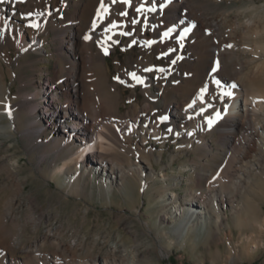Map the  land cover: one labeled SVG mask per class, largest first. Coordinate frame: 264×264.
Segmentation results:
<instances>
[{
    "label": "rangeland",
    "instance_id": "1",
    "mask_svg": "<svg viewBox=\"0 0 264 264\" xmlns=\"http://www.w3.org/2000/svg\"><path fill=\"white\" fill-rule=\"evenodd\" d=\"M17 1L21 6L16 5L15 0H5L0 8L13 5L15 15L11 26L25 37L23 46L32 36L38 41V47L34 50L19 47L13 38L0 42V111L12 106L14 116L2 121L4 126L13 122L16 127L10 137L0 133V156H6L15 164L14 173L23 182V191L14 192L16 180L0 171V245L14 246L12 250H6L9 263L105 264L103 259L115 250L117 257L128 254L136 264H264V228L261 231L257 224L264 219V169L249 171L242 187L237 189V197L233 198L231 192L232 184L243 172L246 163H254L253 160L259 157V137L245 134L223 139L215 125L179 135L177 129L169 126L170 118H162L160 99L153 101L156 107L152 113L160 120L163 134L149 136L141 131L124 134L117 154L104 158L129 163L138 161L142 156L149 158L153 163L154 176L148 171L146 187L139 178H130L123 182V186L119 185L122 182L114 179L105 181L101 179V165L90 169L87 176H80L74 185L67 184L65 175L55 173L70 153L65 149L53 153L51 145L41 142L39 135L26 134L29 123L39 118L31 116L27 109L15 106L27 98L36 103L42 102L40 84L56 76L58 45L54 41L52 27L38 25L28 11L27 2L30 0ZM224 1L226 5L228 3V8L223 13L222 10L216 13L229 15L231 26L226 28L229 42H244L251 49L260 41L264 42L258 34L260 27L246 33L240 30L255 19L258 12L257 9L244 11L245 4H250L251 8L264 6V0ZM65 2L50 0V10H59L56 21L65 17ZM234 2L241 10L230 9V4ZM120 4L119 0L115 4L108 0L105 5L108 11L105 12V8L102 11L105 20H110L107 15H111ZM103 27L99 25V29ZM123 37L114 40L113 47L96 63L101 67L105 62L107 70L102 76L107 74L111 82L119 84L121 95L116 99L120 108L115 112L118 117L135 120L139 115L134 113L135 105L142 112L146 100L142 84L132 86L121 76L123 71H129L133 63L145 58L151 59L163 70H158L166 79L163 92H158L156 84L150 87V93L161 94L160 97L163 93L172 97L178 86H190L194 81L201 82L200 86L207 83L213 86L206 92L213 108L223 102L232 105L229 102L231 91L227 90L231 84L240 85L241 94L248 93L251 98L264 93V73L255 74L253 70L260 62L256 53H241L243 69L241 65V68L233 66L235 58L227 60L228 66L234 67L231 74L220 61L218 66H212L213 69L209 66L200 68L199 75H196L195 64L187 48L182 62L173 63L166 57H159L150 45L144 46L139 41L129 45L128 37ZM60 64L64 65L62 61ZM222 96H225L224 99ZM175 100L184 102V97L180 95ZM239 105L244 110L251 107V101L242 96L236 103L237 107ZM258 114V119L264 120V110ZM68 124L64 122L61 127ZM43 129L46 128L40 126V130ZM79 152L81 148H76L74 157ZM99 162L100 159L96 158L95 164ZM163 172L167 174L165 181L159 178ZM181 175L184 177L179 178ZM221 190L227 198L219 216H212L205 230L197 218L194 225L186 230L184 239L178 241L172 231L185 223L187 212L184 211L192 207L193 196L216 195ZM13 198L15 202L8 215L9 201ZM33 215L37 217L36 221L31 220ZM14 242L19 243L14 245ZM252 244H258V248H252Z\"/></svg>",
    "mask_w": 264,
    "mask_h": 264
},
{
    "label": "bare ground",
    "instance_id": "2",
    "mask_svg": "<svg viewBox=\"0 0 264 264\" xmlns=\"http://www.w3.org/2000/svg\"><path fill=\"white\" fill-rule=\"evenodd\" d=\"M172 1L174 3H171ZM15 3L21 6L17 0ZM101 3L102 0H66L65 17L62 21H56L59 10H50V0H30L27 2L28 11L37 21V24L51 26L54 30V41L58 45V65L55 71L56 76L52 80L46 79L40 84L43 90L41 93L42 102L36 103L27 98L15 106L25 108L31 116L36 115L39 118L29 123L25 133L39 135L41 142L51 145L53 153H58L63 149L70 153V156L62 160V163L55 170L56 174L65 175L69 185H74L80 176H87L90 169L98 168L101 165L103 172V175L101 172V179L105 181L116 180L122 182L119 185L123 186V182L129 181L130 178H139L140 183L146 187L149 174H153V163L149 158L142 156L138 161L132 163L104 158L117 154L118 147L123 142L124 134L131 135L136 131H141L149 136L163 134L160 129V120L155 118L152 113L153 108L156 107V103L154 104L153 101L158 102L162 99V118L169 117V126L172 129H177L179 135L186 134L191 130H206L208 126L215 125L223 139L245 134L253 138L254 136L259 137V157L253 160L254 163L250 161L246 163L247 166L242 168V173L236 175L237 180L232 184V197H237L239 193L237 189L248 177L249 171L253 172L258 168L264 169V165H262L264 162V120L258 119V113L264 110V93L253 95L251 98L248 93L241 94L240 85L230 83L231 85L227 90L228 92L231 91V101L229 102L232 105L229 106L227 105L228 102H223L219 107L213 108L206 97V92L213 86L211 87L209 83L200 86L201 82L194 81L190 86L180 85L177 89H173L174 91L177 90L174 96L168 97L163 93L161 98V94H151L150 87L156 84L158 92H163L166 79L158 73L160 70L163 72V70L152 63L151 59L145 58L133 63L129 71H123L121 76V79L132 86L142 81L141 84L146 95L142 112L140 113V107L135 105L134 113H139V115L136 116L135 120H130L129 117L123 118L116 115L115 112L120 108L119 101H117L121 95L118 88L119 84L111 82L107 74L102 76V73L107 70L105 62L102 63L101 67L97 66L96 63L101 59L102 54L107 53L113 47L114 40L123 39V36L126 35L129 45L137 41L144 46L150 45L159 57H166L170 62H182L184 50L187 48V53L195 64L193 68L197 73L196 75H199L200 68L218 66L220 61L224 62L223 68L228 70V73L236 65L239 67L241 65L243 69L242 52H253L260 56V62L253 70L255 74H263V40L259 43L256 42L257 45L254 49L249 48V44L247 46L244 42L239 44L229 42L230 40L226 37L228 31L226 28L231 26L229 15L216 13L220 10L223 13V10L228 8V3L226 5L224 0H131L130 4H120L111 15H107L110 20H105V15L102 14L108 0H103V8ZM141 6H143L141 12L137 13L136 9ZM230 6L232 7L231 10H241L235 2L231 3ZM148 9L153 10L148 11ZM242 9L244 11L257 9L258 11L255 19L253 18L244 27H241L242 33L260 27L261 30L258 31V34L264 38V6H252L251 8L250 4H245ZM122 11L127 12V15L121 16L119 13ZM14 15L15 11L12 4H8L6 8H0V42L13 38L19 47L34 50L38 47L36 38L30 36V40L23 46L26 41L25 37L11 26L10 22H12ZM133 20L138 21V23L133 24ZM99 25L104 26L103 29H99ZM166 32L169 33L168 36H164ZM85 37L89 38L85 39ZM229 59H234V67L228 66L227 60ZM61 61L64 65L60 64ZM133 74L135 75L133 76ZM173 80H175L174 77ZM180 95L184 97V102L175 100V97ZM242 96L245 100L251 101V107L242 110L240 105L236 106ZM191 97L194 98L190 99ZM224 97L222 96V99ZM13 109L12 106H9L4 111H0V133L2 136L10 137L11 131L16 130L13 122L4 126L2 121L3 118L14 116ZM64 122L69 124L61 127ZM40 126L46 129L40 130ZM1 148L2 141H0V150ZM76 148L77 150L81 148V152L74 157L73 152ZM96 158L100 159L97 164H95ZM0 164V171L7 174L8 178L16 180L14 192H22L23 182L14 173L15 164L3 155L0 156ZM183 177L181 175L179 178ZM159 178L165 181L167 174L163 172ZM226 196L223 190L216 195L195 194L191 199L192 207L184 211L187 212L185 213L187 216L185 223L173 230L172 234L177 237L178 241L184 239L186 230H189L190 225H194L193 222L197 218L205 230L212 216H219V212L225 208ZM14 202V198L9 201L8 215L11 213ZM185 205L189 204L186 203ZM31 220L36 221L37 217L33 215ZM257 224L262 231L264 219H260ZM18 243L14 242V245ZM13 247L0 245V264H13L12 262L9 263L6 255V250L13 249ZM251 247L258 248V244H252ZM103 263L136 264L135 260H130L128 254L117 257L115 250L114 253L108 254L103 259Z\"/></svg>",
    "mask_w": 264,
    "mask_h": 264
},
{
    "label": "snow or ice",
    "instance_id": "3",
    "mask_svg": "<svg viewBox=\"0 0 264 264\" xmlns=\"http://www.w3.org/2000/svg\"><path fill=\"white\" fill-rule=\"evenodd\" d=\"M4 2H5V0H0V4H2V3H4ZM119 2L122 3V4H126V5H128V4H130L131 0H119ZM112 3H113V4L117 3V0H112ZM101 7H102V8L104 7V5H103V0H102V3H101ZM142 7H143V6L138 7V8L136 9L137 13L141 12ZM162 7H163V5H162ZM152 10H153V9H148V11H152ZM107 11H108V9L105 8V12H107ZM119 14H120L121 16H126V15H127V12L122 11V12H120ZM132 23H133V24H136V23H138V21L133 20ZM33 26H36V25H33ZM113 27H115V24H113ZM168 35H169L168 32L164 33V36H168ZM88 38H89V37H85V39H88ZM149 43H151V42H149ZM173 63H174V61H173ZM134 75H135V74H133V76H134ZM141 83H142V81H141Z\"/></svg>",
    "mask_w": 264,
    "mask_h": 264
}]
</instances>
